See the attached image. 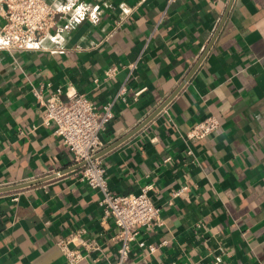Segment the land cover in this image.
Instances as JSON below:
<instances>
[{
    "label": "crops",
    "instance_id": "1",
    "mask_svg": "<svg viewBox=\"0 0 264 264\" xmlns=\"http://www.w3.org/2000/svg\"><path fill=\"white\" fill-rule=\"evenodd\" d=\"M107 2L99 22L70 21L65 51L0 50V264H67L57 241L81 228L102 250L79 264L114 260L101 193L78 179L33 90L72 84L101 106L123 83L129 102L115 105L97 155L115 192L153 186L165 223L138 226L137 242L167 240L154 252L135 242L125 264H216L219 255V264H264V0ZM113 65L116 79L97 85ZM210 114L221 127L194 143L189 162L184 135Z\"/></svg>",
    "mask_w": 264,
    "mask_h": 264
},
{
    "label": "built area",
    "instance_id": "2",
    "mask_svg": "<svg viewBox=\"0 0 264 264\" xmlns=\"http://www.w3.org/2000/svg\"><path fill=\"white\" fill-rule=\"evenodd\" d=\"M107 6V0H97L94 6L83 0H72L64 5H57L53 0H0V16L3 18L0 25V50L11 55L16 52L65 51L62 40L68 29L73 26L70 21L89 20L97 23ZM61 20L68 21L63 28ZM122 21L123 18H120L117 24ZM138 65L139 58L126 65L127 80L135 76ZM119 68L117 65L110 66L102 77H95L93 81L97 85L111 83L116 79ZM145 90L146 87L138 89L133 99H137ZM129 91L130 87L123 83L111 99L98 106L72 84H69L67 89L57 87L46 95L41 89L33 90L37 101L45 107L42 124L50 126L53 134L72 151L75 164L78 165V179L101 193L99 205L103 212L102 221L110 219L115 226L110 239L116 245V257L108 264H125L129 259L137 242L138 226L154 229L165 223L161 207L151 195L152 184L143 186L137 193L115 192L109 185L104 162L97 155L103 146L102 132L116 115L115 105L119 102L128 103ZM220 127L219 118L210 114L196 122L185 133V152L189 162L197 160L194 143L216 133ZM20 133L27 136L29 132L21 129ZM169 161H172L171 156L164 159V162ZM188 189L187 184L182 185L173 192V198L187 193ZM172 202L173 199L169 200V203ZM201 225V222L197 223L198 227ZM136 244L154 252L166 246L167 240L158 244H146L144 241ZM57 245L67 264H79L89 259L97 263L100 259L99 252L102 250L101 242L96 237L88 236L85 228L61 237ZM221 260V255L217 256L216 264Z\"/></svg>",
    "mask_w": 264,
    "mask_h": 264
},
{
    "label": "water",
    "instance_id": "3",
    "mask_svg": "<svg viewBox=\"0 0 264 264\" xmlns=\"http://www.w3.org/2000/svg\"><path fill=\"white\" fill-rule=\"evenodd\" d=\"M32 183H34V182H31V183H29V184H32Z\"/></svg>",
    "mask_w": 264,
    "mask_h": 264
}]
</instances>
